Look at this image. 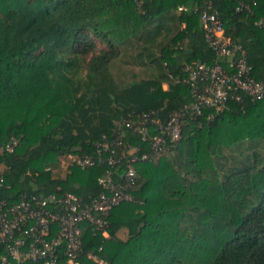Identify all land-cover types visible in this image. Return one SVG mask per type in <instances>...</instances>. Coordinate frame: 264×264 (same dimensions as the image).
I'll list each match as a JSON object with an SVG mask.
<instances>
[{
	"label": "trees",
	"instance_id": "1",
	"mask_svg": "<svg viewBox=\"0 0 264 264\" xmlns=\"http://www.w3.org/2000/svg\"><path fill=\"white\" fill-rule=\"evenodd\" d=\"M204 1L0 0V204L51 193L88 203L108 166L69 157H97L105 138L133 148L118 151L115 181L140 158L134 201L105 229L85 228L81 264H264V100L232 88L222 110L185 116L180 141L162 153L119 126L149 113L168 122L194 102L185 68L218 62ZM213 4L264 80V0ZM97 15L120 30L116 41L97 30ZM6 257L0 244V264H17Z\"/></svg>",
	"mask_w": 264,
	"mask_h": 264
},
{
	"label": "built area",
	"instance_id": "2",
	"mask_svg": "<svg viewBox=\"0 0 264 264\" xmlns=\"http://www.w3.org/2000/svg\"><path fill=\"white\" fill-rule=\"evenodd\" d=\"M201 25L207 42L217 53L218 62L210 66L195 61L185 68L186 78L181 81L191 86L194 102L168 122H163L156 113H149L141 115L137 121L121 120L119 123L120 127L132 130L148 143L152 153H162L175 147L181 139L185 116L200 117L204 108L222 110L232 88L245 92L253 100H264V80L253 77L245 50L226 36L225 23L213 0L204 1ZM16 144L12 139L6 151L13 152ZM123 146L127 145L121 137L115 141L105 138L97 150V157H69L71 164L82 169L103 164L108 166L106 174L99 179L103 192L90 198L88 203L72 193L25 196L16 203L2 202L0 244L6 247L8 258L17 264H81L79 259L85 228L90 227L94 231L105 229L107 222L104 218L118 206L135 199L138 186L135 164L140 158L130 159L122 180L114 179L117 174L114 167L123 159L122 156L117 157L118 151H122ZM127 147L133 150L132 146ZM105 153L108 154L107 159L103 157ZM148 158L149 154H144L141 160ZM91 259L105 264L96 257Z\"/></svg>",
	"mask_w": 264,
	"mask_h": 264
},
{
	"label": "rangeland",
	"instance_id": "3",
	"mask_svg": "<svg viewBox=\"0 0 264 264\" xmlns=\"http://www.w3.org/2000/svg\"><path fill=\"white\" fill-rule=\"evenodd\" d=\"M100 16V17H98ZM98 17V18H97ZM92 20V19H91ZM94 24H97V30L105 33L109 39L116 41L120 30H115V26L112 22L105 20L102 15H97L95 19L92 20ZM98 43L100 44L99 40ZM69 164L68 159L63 158L60 164L59 169L56 172H59L61 175L67 170V165Z\"/></svg>",
	"mask_w": 264,
	"mask_h": 264
},
{
	"label": "clouds",
	"instance_id": "4",
	"mask_svg": "<svg viewBox=\"0 0 264 264\" xmlns=\"http://www.w3.org/2000/svg\"><path fill=\"white\" fill-rule=\"evenodd\" d=\"M81 79H83V77L81 76Z\"/></svg>",
	"mask_w": 264,
	"mask_h": 264
}]
</instances>
